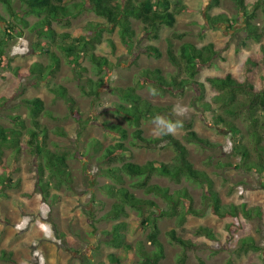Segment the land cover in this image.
I'll use <instances>...</instances> for the list:
<instances>
[{"label": "rangeland", "instance_id": "374dc122", "mask_svg": "<svg viewBox=\"0 0 264 264\" xmlns=\"http://www.w3.org/2000/svg\"><path fill=\"white\" fill-rule=\"evenodd\" d=\"M78 1L68 0V3ZM7 2L10 9L0 2V15L4 18V21L0 20V40L4 47L0 61V125L12 128L9 117L19 116L30 127L28 109L23 101L42 99L45 112L40 120L48 128L46 146L53 152L68 153L67 170L72 179L63 184L53 179L47 191H42L39 167L44 163L29 151L26 141L22 140L19 155L14 149H4L0 174H5L7 168V176L17 186L0 187V264H114L109 261V256L122 253V249L112 243V231L117 223L124 225L122 234L136 251L140 246L151 251L153 248L146 240L150 226H142V221L146 215L154 216L168 209V205L158 196L132 188V181L125 174H118L119 179L113 178L107 170L121 169L126 162L137 165L151 161L168 163L174 157L176 142L187 147L189 160L200 173L201 180L175 183L155 175L151 183L167 188L170 194L186 190L193 199L192 207L199 214L187 217L184 222L177 216L159 219V239L165 247L161 264H264V180L257 169L247 167L253 162L264 165V152L257 148L259 145L252 135L254 129L248 115L242 112L231 117L225 113L228 101L215 102L218 91L206 81L207 77L227 74L243 81L247 73L245 63L252 57L258 61V66L248 77L259 89L264 88L260 44L247 38L234 1L221 0L218 7L208 9L210 0H181L184 8L176 16V24L172 28H162L159 40L149 39L143 34L141 22L132 19L136 37L130 44L123 43L117 27H110L104 18L91 10L83 11L68 26L54 23L55 40L44 33L38 36V30L33 31L31 27L41 18L25 16L27 8L23 0ZM247 3L254 9L256 3L262 5L264 0H247ZM206 12L226 14L234 21V28L228 30L225 25L211 28L206 21ZM21 17H25L28 26L23 24ZM9 22L22 31L21 37H10L11 33L6 29ZM254 22L260 27L263 25L261 8L257 10ZM175 33L186 36L176 39ZM67 34L72 38L66 39ZM86 37L91 44L82 47ZM184 42L198 47L209 43L215 46L217 54L212 64L196 78L199 83H204V90L191 84L182 92L170 94L160 91L148 78L141 79L143 71L154 69H160L166 79L178 76L168 51L177 52ZM37 43L44 47L49 45L60 59V68L45 81L31 72L36 64L42 67L50 64L49 55L38 49ZM60 45H73L84 55L95 50L108 59L104 82L96 94L89 93L93 89L91 81L99 79L92 62L85 57L79 65L73 64L59 49ZM151 45L162 52L161 58L146 53V47ZM181 78L183 75H179ZM58 86L65 87L74 99L75 115L70 114L64 100L51 92V88ZM131 86L137 88V93L153 109H161L160 115L169 121L179 120L182 126L174 134L158 136L153 133L152 119L141 121L139 126L129 124L118 111L121 101L114 90ZM217 116H223L239 129L236 145L247 148V160L243 161L238 154L227 126L217 125ZM113 127L125 130V138ZM191 130L215 146L206 148L188 142L186 137ZM120 143L125 151L116 149ZM45 172L49 174L48 170ZM106 185L123 187L138 198L154 201L158 210L148 209L141 216L128 208L127 215L118 221L106 219L115 202L103 191ZM210 189L217 194L221 205H245L253 210L254 217L217 216ZM257 207L262 214L260 217L255 215ZM200 227L211 229L215 239L198 235ZM171 230L196 245L185 259H179L181 248L170 240L168 232ZM246 238H252L255 244L242 246L241 242ZM138 260L137 256L134 264Z\"/></svg>", "mask_w": 264, "mask_h": 264}, {"label": "trees", "instance_id": "16d2710c", "mask_svg": "<svg viewBox=\"0 0 264 264\" xmlns=\"http://www.w3.org/2000/svg\"><path fill=\"white\" fill-rule=\"evenodd\" d=\"M233 1L236 5L238 15L243 19L247 38L260 44V51L264 61V23L260 27L254 22L257 18V10L259 8H261L264 20V3L262 5L256 3L254 9H251L247 0ZM0 2H3L9 9L11 8L7 0H0ZM210 2L208 9L218 7L221 0H210ZM23 3L27 8L25 16L34 15L41 18L31 27L33 31L38 30V36L44 33L47 38L55 40L56 31L52 27L54 23H64L65 26H68L70 21L79 17L83 11L91 10L97 16L104 18L110 27H117L120 37L125 44L132 43L136 37V30L132 27V19L141 22L143 34L149 39L159 40L162 28H172L176 24L178 12L184 8L181 0H79L72 4H69L68 0H23ZM12 15H15L14 12H12ZM0 20L4 21L1 15ZM20 20L25 26L29 25L25 17H21ZM206 21L211 28L225 25L230 30L235 25L234 21L224 13L211 15L209 12H206ZM6 29L11 33V38H15V36L21 37L23 34L21 30H18L17 25L11 24L10 22L7 24ZM86 31L87 29H85ZM185 36V33L173 34L174 38L180 40ZM70 38H72L71 35L67 34L66 39L69 40ZM90 44L91 42L86 37L82 43V47ZM37 48L49 55L50 64L46 67L36 64L31 69V72L38 74L41 81H45L47 78L53 76L60 68V59L50 50L49 45L44 47L40 43H37ZM59 49L75 65H79L81 60L88 57V60L94 65L96 74L99 76L97 81H91L93 89L89 92L92 95L96 94L98 88L104 82V72L106 71V66L109 64L108 59L96 53L95 50H91L88 55L80 54L73 45H60ZM3 50V41L0 40V61L3 57ZM146 53L157 59L162 57V52L152 45L146 47ZM216 54L217 52L213 43L198 47L194 43L184 42L177 52L173 50L168 51L169 60L176 68L178 76L166 79L160 69H154L143 71L141 73V79L148 78L147 80L153 82L160 91L169 92L170 94L182 92L191 84L200 86L204 90V83H199L196 81V78L203 69L212 64ZM257 66L258 61L249 57L245 63V71L247 73L243 81L233 77L232 74H227L224 77H207L206 81L213 90L218 91V94L214 96L215 102L219 100L228 101L229 105L225 113L231 117H236L242 112L248 115L254 129L252 135L257 145H259L257 148L264 152V145H260L264 142V88L259 89L257 84L248 77L254 72V68ZM179 75H183V78L179 79ZM50 90L57 98L64 100L68 105L70 114L72 116L75 115V101L68 90L63 86L51 88ZM114 93L121 101L118 104V111L125 117L129 124L139 126L141 121L150 120L154 115L162 113L161 109H153L150 103L137 93L136 87L115 88ZM239 97L243 99H239ZM23 104L28 109L30 127H27L25 120L19 116L9 117L13 123L12 128H5L0 125V162L2 161L1 156L6 148L14 149L15 153L19 155L21 152V142L24 139L29 147V151L44 163V165L39 167V184L42 191H47V187L53 179H57L59 184H63L64 182L69 183L72 177L67 170L68 153L53 152L46 146L48 128L40 120L45 112L43 100L38 97L25 99ZM215 121L219 126H227V130L231 132L236 145V140L240 136L239 129L232 122L225 120L223 116H217ZM112 129L117 132L119 131L121 136L125 138V130H120L118 127H113ZM23 132H25V136ZM186 140L206 148L215 146L210 140L201 138L193 130L188 133ZM175 147L174 157L168 163L151 161L144 165H137L126 162L121 169L107 170L113 178L119 179L120 175L118 174H125L132 181V188L143 189L147 194L158 196L168 205V209L161 210L154 216L146 215V218L142 221V226H150L146 240L153 248L151 251L145 249L144 246H140L138 251H136L134 246L122 234L124 225L117 223L112 231V243L117 248L122 249V253L121 255H110L108 258L110 262L114 264H134L138 256L139 260L137 264H161V261L165 257V247L159 239L161 234L159 219L177 216L181 222H184L187 217L199 214L192 207L193 199L186 190L170 194L167 188H162L159 185L151 183L155 175L167 177L175 183H180L182 180H201L200 173L193 168L189 160L187 147L179 142L175 143ZM116 149L120 152L125 151L121 143L118 144ZM236 149L243 161L249 158V151L244 145H236ZM247 167L257 169L261 174L262 180H264V165L262 162L248 163ZM7 170L5 168L6 172ZM45 170H48V175H46ZM6 172L5 174H0V187L14 188L17 184L13 183L12 178L9 175L7 176ZM262 187L264 188V182ZM103 191L108 197L115 199L111 210L105 216L106 219L118 221L121 217L127 215L128 208L137 211L141 216L145 215L148 209L158 210V205L154 201L138 198L126 188L117 187L116 185H106L103 187ZM210 192L214 200L213 210L217 216L221 218L244 216V218L249 219L254 217L253 210L248 209L245 205L242 207L236 205H221L217 194L211 189ZM184 201H187L188 205ZM256 210L255 215L258 217L262 216L258 207ZM197 234L210 239H215L216 237L214 232L207 227H200ZM168 236L174 244L181 248L179 259H185L187 253L196 248L193 241L181 238L178 236L176 230L169 231ZM253 244L255 242L252 238L243 239L241 242L242 246H250Z\"/></svg>", "mask_w": 264, "mask_h": 264}, {"label": "clouds", "instance_id": "9594fccd", "mask_svg": "<svg viewBox=\"0 0 264 264\" xmlns=\"http://www.w3.org/2000/svg\"><path fill=\"white\" fill-rule=\"evenodd\" d=\"M175 111V109H174ZM151 123L154 125L153 133L158 136H164L169 134H174L175 131L182 126V122L177 121H169L164 116L160 114H156L152 117Z\"/></svg>", "mask_w": 264, "mask_h": 264}]
</instances>
